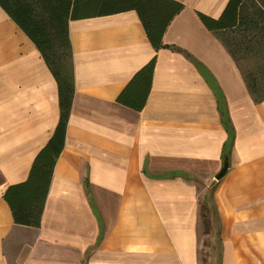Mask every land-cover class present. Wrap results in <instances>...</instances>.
<instances>
[{
    "label": "crops",
    "instance_id": "0c3cea01",
    "mask_svg": "<svg viewBox=\"0 0 264 264\" xmlns=\"http://www.w3.org/2000/svg\"><path fill=\"white\" fill-rule=\"evenodd\" d=\"M178 1L159 49L134 10L70 20L75 92L40 227L16 224L4 193L53 135L58 85L0 6V264H212L199 254L209 185L215 264H264V101L199 18L228 0ZM153 57L143 109L118 103Z\"/></svg>",
    "mask_w": 264,
    "mask_h": 264
},
{
    "label": "trees",
    "instance_id": "16d2710c",
    "mask_svg": "<svg viewBox=\"0 0 264 264\" xmlns=\"http://www.w3.org/2000/svg\"><path fill=\"white\" fill-rule=\"evenodd\" d=\"M1 8L33 41L58 85L59 121L47 144L36 155L26 181L10 185L4 193L14 222L40 227L54 167L63 151L66 128L75 92L69 22L134 10L155 49L174 16L183 8L178 0H0ZM211 31L234 32L233 39L222 42L234 57L255 102L264 101V0H228L221 15L213 18L198 13ZM238 33V34H237ZM236 35V37H235ZM239 55L258 57L260 67L245 70ZM156 57L139 69L117 98L118 103L140 111L150 92ZM216 228L220 230L217 210ZM200 226L209 235L213 220L200 201Z\"/></svg>",
    "mask_w": 264,
    "mask_h": 264
},
{
    "label": "rangeland",
    "instance_id": "374dc122",
    "mask_svg": "<svg viewBox=\"0 0 264 264\" xmlns=\"http://www.w3.org/2000/svg\"><path fill=\"white\" fill-rule=\"evenodd\" d=\"M234 32H224L221 34L222 38L226 39L227 41H231L233 39ZM238 34V33H237ZM236 37V35H235ZM238 57L240 58V66L245 69H256L260 67L261 60L258 57L255 56H241L238 54ZM212 186L209 185L203 192L201 191V202L202 206L204 207L207 218H211L213 220V229L209 235H206L205 228L203 226L200 227V259L203 262H211L212 264L217 263L218 258V240L216 235V221H215V214L214 209L212 206V203L210 201V195H211ZM204 197V198H203Z\"/></svg>",
    "mask_w": 264,
    "mask_h": 264
},
{
    "label": "water",
    "instance_id": "95a60500",
    "mask_svg": "<svg viewBox=\"0 0 264 264\" xmlns=\"http://www.w3.org/2000/svg\"><path fill=\"white\" fill-rule=\"evenodd\" d=\"M228 169V163H225L222 170L216 175V179L222 178Z\"/></svg>",
    "mask_w": 264,
    "mask_h": 264
}]
</instances>
